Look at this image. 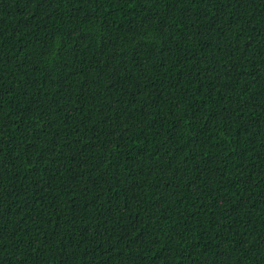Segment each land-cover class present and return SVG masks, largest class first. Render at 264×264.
<instances>
[{
  "label": "trees",
  "instance_id": "1",
  "mask_svg": "<svg viewBox=\"0 0 264 264\" xmlns=\"http://www.w3.org/2000/svg\"><path fill=\"white\" fill-rule=\"evenodd\" d=\"M0 264H264V0H0Z\"/></svg>",
  "mask_w": 264,
  "mask_h": 264
}]
</instances>
